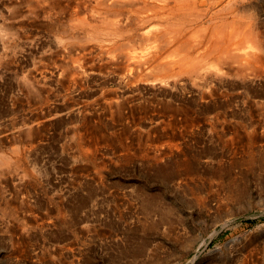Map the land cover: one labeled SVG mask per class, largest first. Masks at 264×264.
I'll return each mask as SVG.
<instances>
[{"label":"bare ground","instance_id":"bare-ground-1","mask_svg":"<svg viewBox=\"0 0 264 264\" xmlns=\"http://www.w3.org/2000/svg\"><path fill=\"white\" fill-rule=\"evenodd\" d=\"M10 73L11 101L24 95L33 109L0 129L12 140L0 147L2 183L35 182L25 164L55 122L73 177L66 200L102 188L104 169L132 150L144 152L141 166L176 169L175 152L197 142L208 153H264V0H0V85ZM112 149L121 154H102ZM28 219L38 229L57 222Z\"/></svg>","mask_w":264,"mask_h":264},{"label":"rangeland","instance_id":"rangeland-1","mask_svg":"<svg viewBox=\"0 0 264 264\" xmlns=\"http://www.w3.org/2000/svg\"><path fill=\"white\" fill-rule=\"evenodd\" d=\"M14 81L10 73L0 85V129L8 131L33 109L24 95L11 101ZM63 125L49 127L25 164L35 182L32 176L15 185L0 182V206L8 202L13 209L0 211V264H264V153L253 152L252 160L244 150L208 153L197 142L175 152L176 169L171 162L141 166L144 152L132 150L131 159L104 169L102 188L87 184L66 200L73 177L60 147ZM2 137L0 147L11 144ZM102 154L113 159L121 151ZM232 185L239 196L227 193ZM152 195L161 204L153 211L146 200ZM29 214L57 225L35 228ZM23 220L30 229L21 228Z\"/></svg>","mask_w":264,"mask_h":264}]
</instances>
